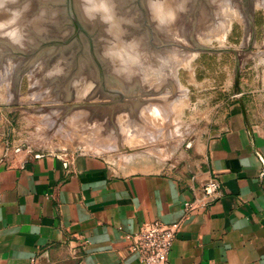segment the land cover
I'll list each match as a JSON object with an SVG mask.
<instances>
[{"label": "rangeland", "instance_id": "374dc122", "mask_svg": "<svg viewBox=\"0 0 264 264\" xmlns=\"http://www.w3.org/2000/svg\"><path fill=\"white\" fill-rule=\"evenodd\" d=\"M111 1L71 0L81 30L65 14L63 0H5L0 9V92L19 109L17 128L26 124L21 138L33 149L95 155L121 173H174L196 157L239 97L237 64L239 91L246 93L239 100L247 105L259 98L264 108V0H251V14L242 4L249 0H172L177 7L159 11V24L143 4L148 0H120L112 9ZM112 10L116 21L109 18ZM222 10L231 15L224 34L203 43L198 31L213 36L225 18ZM249 17L254 40L247 51ZM200 47L236 54H209ZM132 48L152 58L150 65L134 76L110 75L118 65L115 56ZM180 55L188 63L170 71ZM180 103L185 107L178 111Z\"/></svg>", "mask_w": 264, "mask_h": 264}, {"label": "crops", "instance_id": "0c3cea01", "mask_svg": "<svg viewBox=\"0 0 264 264\" xmlns=\"http://www.w3.org/2000/svg\"><path fill=\"white\" fill-rule=\"evenodd\" d=\"M238 94L179 171L121 173L95 155L33 149L0 92V264H142L124 235L179 221L208 179L222 195L183 219L170 264H264V108Z\"/></svg>", "mask_w": 264, "mask_h": 264}, {"label": "built area", "instance_id": "2783aa9c", "mask_svg": "<svg viewBox=\"0 0 264 264\" xmlns=\"http://www.w3.org/2000/svg\"><path fill=\"white\" fill-rule=\"evenodd\" d=\"M199 189L198 197L183 204V216L179 221L165 224L154 220L143 223L134 233L125 234L128 252L136 255L142 264H170L172 245L183 219L195 210L206 211L222 195L220 184L215 179L204 181Z\"/></svg>", "mask_w": 264, "mask_h": 264}, {"label": "bare ground", "instance_id": "6f19581e", "mask_svg": "<svg viewBox=\"0 0 264 264\" xmlns=\"http://www.w3.org/2000/svg\"><path fill=\"white\" fill-rule=\"evenodd\" d=\"M111 1V0H110ZM214 1V0H213ZM105 2H106V0H105ZM109 3V2H108ZM110 5H109V7H111V6H113L114 4H115V6H116V8H118L119 6H121V2H120V0H112L111 1V3H109ZM143 4H145V6L147 7V9H148V11H149V13L150 14H153L154 16H152V18H153V20H156V21H160L161 20V18L162 17H159L158 15L160 14V12L159 11H163V12H167V11H169L170 9L169 8H167V7H169V5H174V7H177V3H174L172 0L170 1V0H160V1H157V0H148L147 2H143ZM223 6V5H222ZM92 8V7H91ZM91 8H89V9H91ZM111 9H112V7H111ZM110 9V10H111ZM221 9H222V7H221ZM228 9H230V8H228ZM115 10V9H114ZM90 11V10H89ZM224 13H223V15H224V19H223V21L222 22H219V23H216L215 24V31L213 32V33H215L213 36H210V32L208 31V33L206 32V31H202V30H199L198 31V33H199V36L198 37H200V39H201V41H203V43L204 42H209V41H211V40H213V39H216V40H219V39H221V37H222V35L224 34V30H225V28H226V26H227V17H231V15L228 13V11L227 10H222ZM230 11V10H229ZM235 13V12H234ZM113 14H115V13H113V10L112 11H110V17L109 18H111V17H114V15ZM232 14V13H231ZM115 18V17H114ZM114 18H111V20H115L116 21V19H114ZM117 21H118V19H117ZM170 20H168V22H169ZM114 23V22H113ZM171 23H173V22H171ZM159 24V23H158ZM169 25V24H168ZM167 24H166V26L164 27L169 33H171L172 35H176V33H175V31H174V29L173 28H171V26H168ZM202 24H200V26H201ZM205 26L204 27H201L202 29H209L210 30V27L207 25V24H204ZM207 26H208V28H207ZM177 27V26H176ZM177 29H179L178 27H177ZM175 30H176V28H175ZM180 30V29H179ZM190 31V30H189ZM212 33V34H213ZM178 34V33H177ZM209 36V37H208ZM173 37V36H172ZM178 37V36H177ZM141 42V41H140ZM173 43V42H172ZM171 43V44H172ZM135 44H137L136 42H135ZM198 44V43H197ZM197 44H196V46H197ZM125 45H127V44H125ZM125 45H123V46H125ZM138 45V44H137ZM167 47V46H166ZM122 48V47H121ZM114 50V49H113ZM119 50V49H118ZM128 50V49H127ZM126 50V52H124L123 54H121V55H119V56H115V58L116 59H118V65L116 66V67H112V69L110 70V75H115V74H123V75H125V74H133V76H134V74H137L138 73V71H136V70H139V71H141V70H145V68H147L148 67V65H150V62L148 61V60H151L150 58L148 59V58H146V56L144 57L143 55H142V51L141 50H139V51H137L136 49H130V50H128L127 51ZM111 52H113V51H111ZM118 52V51H117ZM183 52V51H182ZM107 53V52H106ZM105 55V54H104ZM109 55V54H108ZM191 55V54H190ZM177 56H178V54H177ZM154 61V60H153ZM188 57H185V55H180V57L179 58H176V61L174 62V63H172V65L170 66V68H168L170 71H173V70H175L174 69V67H175V65H177V64H180V65H185V64H187L188 62ZM191 61V60H190ZM160 62H161V60H160ZM163 63V62H162ZM166 63H168V62H166ZM153 64V63H152ZM171 64V63H170ZM154 65H156L155 67H156V70L157 69H159V66L157 65V63H154L153 64V66ZM162 65V64H161ZM168 66V65H167ZM166 66V67H167ZM151 68V67H150ZM149 68V69H150ZM180 68V67H179ZM167 69V68H166ZM177 69V68H176ZM168 70V71H169ZM147 71V70H146ZM164 71V70H163ZM147 73V72H146ZM170 73V72H169ZM153 74H154V72H153ZM141 75H142V73H141ZM140 75V76H141ZM147 75V74H146ZM155 75V74H154ZM162 75V74H161ZM144 76V75H143ZM157 77H159V75L157 76ZM115 78V77H114ZM160 78V77H159ZM156 80V79H155ZM161 82V81H160ZM175 107H176V109L179 111V109H181V108H183V107H185V104L184 103H180V104H176L175 105ZM173 108V107H172ZM174 109V108H173ZM175 109V110H176ZM174 110V111H175ZM176 110V111H177ZM175 111V112H176ZM149 113L150 114H152V115H154V116H156V115H159V113L156 111V110H154V109H151L150 111H149ZM177 113V112H176ZM148 116V115H147ZM160 116H161V114H160ZM151 118L153 117V116H150ZM150 117H149V119H150ZM155 118V117H154ZM161 118V117H160ZM154 120V119H153ZM156 121V120H155ZM154 122V121H153ZM130 137H131V135H130Z\"/></svg>", "mask_w": 264, "mask_h": 264}, {"label": "water", "instance_id": "95a60500", "mask_svg": "<svg viewBox=\"0 0 264 264\" xmlns=\"http://www.w3.org/2000/svg\"><path fill=\"white\" fill-rule=\"evenodd\" d=\"M63 6H64V11L65 14L67 15V17L70 19V21H72L74 23V25L76 26V28L78 30H81V27L79 25V22L77 21V19L75 18L73 11H72V7H71V0H63ZM252 22V19L251 21ZM249 28H250V32H249V37L251 39L248 47H247V51H249L252 47L253 44V40H254V28L252 23L249 24ZM200 50L204 53H209V54H221V53H233L236 54L235 50H228V49H219V50H212V49H208V48H203L200 47ZM235 80H234V93L238 94L239 93V86H238V79H239V65L237 64L236 69H235ZM118 95L121 96V98H123V95L121 93H118Z\"/></svg>", "mask_w": 264, "mask_h": 264}, {"label": "clouds", "instance_id": "9594fccd", "mask_svg": "<svg viewBox=\"0 0 264 264\" xmlns=\"http://www.w3.org/2000/svg\"><path fill=\"white\" fill-rule=\"evenodd\" d=\"M8 2H10V3H17L18 2V0H8ZM85 2L86 3H90L91 2V0H85ZM4 6H5V0H0V9H2V8H4ZM103 8L104 9H107V5L106 4H104L103 5ZM96 10H101V9H96ZM89 11V9H85V12L87 13ZM18 12H13V16L14 17H16V16H18ZM94 18V17H93ZM103 19V18H102ZM175 19H176V16H175V13H173L172 14V20H173V23L175 22ZM15 22V20H12V21H10V23H14ZM105 23H107V21H104ZM156 23H159V21H156ZM4 25L2 24V23H0V27H3Z\"/></svg>", "mask_w": 264, "mask_h": 264}, {"label": "flooded vegetation", "instance_id": "af4514ba", "mask_svg": "<svg viewBox=\"0 0 264 264\" xmlns=\"http://www.w3.org/2000/svg\"><path fill=\"white\" fill-rule=\"evenodd\" d=\"M251 2H252V1L249 0V2H248V1H245V2L242 3L243 5H245V8H244V9H247L248 12H249L250 14H251V12H250V11H251V10H250L251 8H250V5H249V4H251ZM252 4H253V2H252ZM246 5H247V6H246ZM249 19H250L249 21H251L252 18L249 17ZM250 23H251V22H249V24H250ZM250 41H251V39H250ZM249 51H250V50H249Z\"/></svg>", "mask_w": 264, "mask_h": 264}]
</instances>
